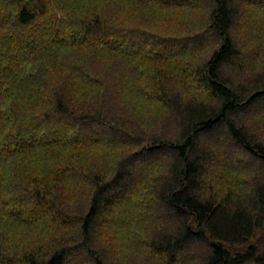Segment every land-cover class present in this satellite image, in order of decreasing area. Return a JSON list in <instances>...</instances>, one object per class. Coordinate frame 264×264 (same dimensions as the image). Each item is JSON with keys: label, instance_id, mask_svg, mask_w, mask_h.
<instances>
[{"label": "trees", "instance_id": "1", "mask_svg": "<svg viewBox=\"0 0 264 264\" xmlns=\"http://www.w3.org/2000/svg\"><path fill=\"white\" fill-rule=\"evenodd\" d=\"M263 116L264 0H0V264H264Z\"/></svg>", "mask_w": 264, "mask_h": 264}, {"label": "rangeland", "instance_id": "2", "mask_svg": "<svg viewBox=\"0 0 264 264\" xmlns=\"http://www.w3.org/2000/svg\"><path fill=\"white\" fill-rule=\"evenodd\" d=\"M249 49H253V47L251 46V47H249ZM253 125H255L257 127L259 126L261 130H264V116H263V118H260V119H254ZM121 227H122V225H121Z\"/></svg>", "mask_w": 264, "mask_h": 264}]
</instances>
